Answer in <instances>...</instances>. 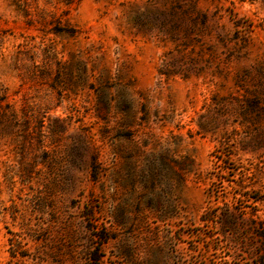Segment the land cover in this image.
I'll list each match as a JSON object with an SVG mask.
<instances>
[{"label": "rangeland", "instance_id": "1", "mask_svg": "<svg viewBox=\"0 0 264 264\" xmlns=\"http://www.w3.org/2000/svg\"><path fill=\"white\" fill-rule=\"evenodd\" d=\"M0 264H264V0H0Z\"/></svg>", "mask_w": 264, "mask_h": 264}, {"label": "trees", "instance_id": "2", "mask_svg": "<svg viewBox=\"0 0 264 264\" xmlns=\"http://www.w3.org/2000/svg\"><path fill=\"white\" fill-rule=\"evenodd\" d=\"M181 1H183V0H181ZM187 6H188V8H193V6H192V5H190V4H188ZM179 8H180V9H182L180 6H179ZM188 8H187V9H188ZM183 10H184V9H183ZM183 10H181V11H183ZM183 14H185V12H184V11H183Z\"/></svg>", "mask_w": 264, "mask_h": 264}]
</instances>
